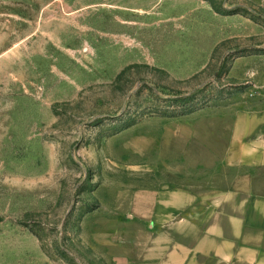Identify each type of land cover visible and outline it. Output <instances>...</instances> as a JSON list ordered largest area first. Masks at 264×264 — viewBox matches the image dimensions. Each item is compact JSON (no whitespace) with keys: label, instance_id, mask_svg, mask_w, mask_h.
<instances>
[{"label":"rangeland","instance_id":"obj_1","mask_svg":"<svg viewBox=\"0 0 264 264\" xmlns=\"http://www.w3.org/2000/svg\"><path fill=\"white\" fill-rule=\"evenodd\" d=\"M180 97L264 112V0H0V264H111L83 225L194 116L116 133Z\"/></svg>","mask_w":264,"mask_h":264},{"label":"crops","instance_id":"obj_2","mask_svg":"<svg viewBox=\"0 0 264 264\" xmlns=\"http://www.w3.org/2000/svg\"><path fill=\"white\" fill-rule=\"evenodd\" d=\"M224 111L179 117L194 124L83 225L111 264H264V112Z\"/></svg>","mask_w":264,"mask_h":264},{"label":"trees","instance_id":"obj_3","mask_svg":"<svg viewBox=\"0 0 264 264\" xmlns=\"http://www.w3.org/2000/svg\"><path fill=\"white\" fill-rule=\"evenodd\" d=\"M177 99V98H176ZM176 105L168 106L165 109L164 108H157L156 110H150V113L148 115H143L138 119L131 120L124 122L122 127L119 129V132L116 134L128 130L129 128L138 125L142 120H144L147 116L152 117H160V118H179L183 116H188L190 114H193L197 111H200L207 107V105L202 104H190L188 98L180 97L177 100H174ZM114 134V135H116Z\"/></svg>","mask_w":264,"mask_h":264}]
</instances>
